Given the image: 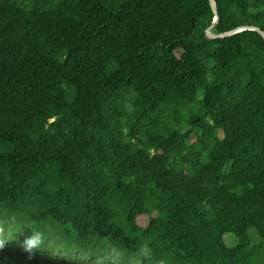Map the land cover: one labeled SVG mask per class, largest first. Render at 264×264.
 Listing matches in <instances>:
<instances>
[{
    "label": "trees",
    "instance_id": "1",
    "mask_svg": "<svg viewBox=\"0 0 264 264\" xmlns=\"http://www.w3.org/2000/svg\"><path fill=\"white\" fill-rule=\"evenodd\" d=\"M215 1L213 34L264 32V0ZM213 17L0 0V264H264V40Z\"/></svg>",
    "mask_w": 264,
    "mask_h": 264
},
{
    "label": "water",
    "instance_id": "2",
    "mask_svg": "<svg viewBox=\"0 0 264 264\" xmlns=\"http://www.w3.org/2000/svg\"><path fill=\"white\" fill-rule=\"evenodd\" d=\"M209 4H210V7H211L212 12L214 14V17H213V21H212L211 25L205 30V35L207 38H209V39L226 38V37H229L235 33H239V32L244 31V30H252V31H256L257 33H259L260 36L264 40V32L261 29H259L257 27H252V26L238 27V28H235L233 30L227 31L225 33L213 34L211 32V29L213 28V26L218 21V11H217V5H216L215 0H209Z\"/></svg>",
    "mask_w": 264,
    "mask_h": 264
},
{
    "label": "clouds",
    "instance_id": "3",
    "mask_svg": "<svg viewBox=\"0 0 264 264\" xmlns=\"http://www.w3.org/2000/svg\"><path fill=\"white\" fill-rule=\"evenodd\" d=\"M5 230L0 228V259L2 257L8 256L7 252L8 249L13 246L15 243L13 241V238L15 234H9L8 231L4 232ZM22 246V241L20 242ZM24 251H20L21 256L23 257Z\"/></svg>",
    "mask_w": 264,
    "mask_h": 264
},
{
    "label": "rangeland",
    "instance_id": "4",
    "mask_svg": "<svg viewBox=\"0 0 264 264\" xmlns=\"http://www.w3.org/2000/svg\"><path fill=\"white\" fill-rule=\"evenodd\" d=\"M141 221H142L143 224L147 223V220L145 218H142Z\"/></svg>",
    "mask_w": 264,
    "mask_h": 264
}]
</instances>
